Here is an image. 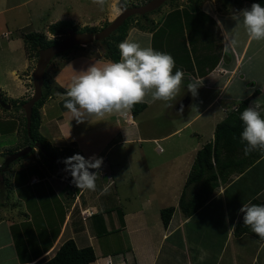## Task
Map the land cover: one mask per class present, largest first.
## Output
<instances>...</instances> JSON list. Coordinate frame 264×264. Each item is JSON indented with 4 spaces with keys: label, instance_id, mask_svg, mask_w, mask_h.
Returning a JSON list of instances; mask_svg holds the SVG:
<instances>
[{
    "label": "crops",
    "instance_id": "crops-1",
    "mask_svg": "<svg viewBox=\"0 0 264 264\" xmlns=\"http://www.w3.org/2000/svg\"><path fill=\"white\" fill-rule=\"evenodd\" d=\"M29 1L33 0L24 2ZM120 1L106 0L103 12L93 0H39V11L30 15L33 17L36 12L42 15L45 9L54 7L56 19L47 28L63 19H73L81 27H101L103 22H110L120 14ZM131 1L139 4V0ZM179 3V8L172 7L163 13L162 19L154 14L150 16L157 24L154 30L133 26L127 36L131 35L143 46L170 53L176 62L173 72L176 69L186 72L172 101L146 102L147 107L139 116H134L131 109L126 115L93 116L78 123L64 107L67 86L77 72L87 70L94 63L112 60L76 53L62 64L53 62L50 71L65 92L56 94L42 107V133L57 147L75 144L86 158L93 154L103 157L101 178L96 181V191H89L76 190L62 180L68 173L60 165L44 179L19 175L21 196L12 199L16 206L0 208V253L3 252L0 264H42L68 239H74L78 247L95 249L97 259L89 264H222L223 261L224 264H264V239L250 232L235 234L238 222L243 221V213L239 212L242 205L254 198L264 201V156L244 172L232 173L191 217L181 212L182 216L176 220L178 204L168 227L155 218L154 226L151 225L153 219L148 207H154L158 200L163 202L167 191L170 195L173 192L174 174L167 168L172 156L179 153L187 157V162L183 161L186 167L179 164L180 171L175 173L177 178L184 176L187 181L203 147L192 136H185L184 130L196 125L200 117L218 105L215 111H220L219 117L199 123L202 128L204 125L216 128L246 98H251L253 107L259 104L264 114V40H251L241 24L234 30L237 45L226 51L223 35V31L235 27L231 14L250 8L252 3L215 6L204 0L199 10L190 11L184 8V2ZM188 17L195 23L188 26ZM217 20L223 29L218 27ZM192 80H203L196 96L187 89ZM27 91L22 90L18 97ZM199 92L207 97L205 105L200 104ZM146 100L150 101L151 97ZM14 118L0 114V135L8 122H15ZM16 119L12 130L18 141L16 145H0V154L20 145V119ZM35 163L29 156L16 164L19 166L13 167L10 175L15 178L16 170ZM161 175L165 179L155 183L153 177ZM14 190L13 186L12 198ZM182 191L176 192L177 201ZM13 226L23 258L17 249ZM111 233L116 234L107 237Z\"/></svg>",
    "mask_w": 264,
    "mask_h": 264
},
{
    "label": "trees",
    "instance_id": "trees-1",
    "mask_svg": "<svg viewBox=\"0 0 264 264\" xmlns=\"http://www.w3.org/2000/svg\"><path fill=\"white\" fill-rule=\"evenodd\" d=\"M123 1L125 5H130L132 2L131 0ZM189 1L192 9L199 10L204 0ZM221 1L222 5L225 6H240L245 1H249L251 3H261L264 5V0ZM153 12L147 13L145 15H135L128 18L114 33H112L108 38L102 40L101 43L104 44L106 49L105 57L112 61H118L120 59V50L118 45L127 38L129 30L133 26H137L144 30H154L157 24L154 20L150 19V15ZM108 24L109 23L107 22L105 26ZM78 25L79 24H77L73 19H63L50 24L48 31L50 34L55 36V38L52 39L48 38V35L43 32H22V38L26 43L25 49L28 53V56L31 55L30 51H35L36 56L39 57V46L46 48L59 42L61 39L67 36L69 29H73L77 32L96 31L92 30L93 28L89 26L88 28L84 26L86 29L83 30L84 28L80 29ZM84 47L85 46L82 45L75 46L64 53L57 55L54 59L60 56L68 57L71 51H78L84 49ZM53 60L51 61L50 65H53ZM49 69L50 67L48 66L45 73L43 96L33 108L32 124L30 130L28 129L27 116L23 107L27 100H25V98L13 100L14 102L12 107L17 110L19 109L23 115V129H21L20 123L22 142L19 146H17V148L15 147L12 149H6L1 154L6 157L28 145L35 146L36 143H41L45 149V152L42 149H39V152L42 154V161L39 159L38 162L31 166L16 170V177L14 178V181H18L19 175L22 174L25 176L29 175L30 177L37 176L44 179L50 172H55L57 166H65L63 163L65 158L76 153L84 156L83 152L77 148L75 144L63 146L62 148L57 147L53 145L52 142L41 132L43 123L42 107L56 94L65 92L64 88L56 83L54 75ZM0 95L3 97L4 101H7V98L3 96L2 92H0ZM251 101V98H246L238 102L237 106L229 111L227 116L217 124L213 141L207 142L201 149H199L179 201V209L187 217H191L199 209L204 207L212 195L220 187V185L228 181L232 173L244 172L247 168L253 166L256 161L264 156V152L258 150L251 152L249 155H245L244 147L246 146V142L241 143V133L243 131L244 125L239 117L240 113L251 104ZM146 107V102L134 105L132 108L133 115L139 116L140 113L146 109ZM32 154H35V149L29 154L13 162L3 173L2 182L0 183L2 185L0 191V208L5 205L7 200L11 199L10 193L14 181L10 180L11 178L8 176V172H12L11 169H13L14 164L20 162L22 159L28 158ZM68 175L70 176L69 173ZM5 188L7 190V194L4 197ZM75 189L79 190L77 186ZM251 203L264 204V201L254 198ZM175 211V206L166 207L161 210V217L165 227L169 226ZM15 226L17 227L18 225L16 224ZM15 226H13L14 234H16L15 231H17ZM246 232L253 233L257 238H259V236L254 233L250 227L243 224V221H239L235 229V234H243ZM259 239L263 240L261 238ZM15 241L17 243V249L22 257V248L19 239H17V235ZM96 259L97 254L92 246L81 248L78 247L74 239H68L59 247L52 258L45 260L42 264H89Z\"/></svg>",
    "mask_w": 264,
    "mask_h": 264
},
{
    "label": "clouds",
    "instance_id": "clouds-1",
    "mask_svg": "<svg viewBox=\"0 0 264 264\" xmlns=\"http://www.w3.org/2000/svg\"><path fill=\"white\" fill-rule=\"evenodd\" d=\"M105 2L93 0L101 7ZM231 19L235 21V27L231 31H223L226 51L237 45L234 30L241 24L251 40H264V5L261 3L254 2L250 8L233 12ZM217 25L223 29L219 20ZM118 47V61L94 63L87 70L77 72L67 86L64 107L78 123L93 116L102 118L112 113L126 115L136 104L172 101L179 93L186 72L183 69L173 72L176 62L170 53L143 46L131 35ZM202 83L203 80H192L187 84V89L196 96ZM147 97H151V100H146ZM239 118L244 125L241 133V143L246 142L244 154L249 155L257 150L264 152V114L260 111V105H249ZM63 163L64 171L70 174L72 183L79 190L96 191L103 157L93 154L85 158L76 153L65 158ZM93 169L96 171H91ZM239 212L243 213V224L264 239V204L245 203Z\"/></svg>",
    "mask_w": 264,
    "mask_h": 264
},
{
    "label": "rangeland",
    "instance_id": "rangeland-1",
    "mask_svg": "<svg viewBox=\"0 0 264 264\" xmlns=\"http://www.w3.org/2000/svg\"><path fill=\"white\" fill-rule=\"evenodd\" d=\"M24 1L26 0H0V92L3 93V96H5V98H7V101L5 102L11 105L13 104L14 102L13 100L15 99L19 100V99L25 98V100H28L34 94V86L32 85L33 84V72L36 68L39 57L36 56L35 51H30L31 55L28 56V53L26 52V49H25L26 43L24 39L22 38V32H43L47 34L49 33L47 25L50 23L51 20L56 19V16L54 15V7H51L50 10L45 9V11L42 12V15L36 12V14H33V17H31L30 13L38 10L37 5H38L39 0H33L29 2H24ZM147 1L149 0H139L137 1V3L139 4H132L133 2H131V4L127 6L141 5V4L146 3ZM180 1L185 3L184 8L187 7L189 11L192 9L189 0H167L159 9L151 13V15L153 14L154 16L157 15L159 16L160 19H162L163 18L162 14L163 13L166 14L167 11L169 12L172 7H174L173 8L174 10L176 8H179ZM210 1L215 6L217 4H222L221 0H210ZM104 8H105V5L103 7L100 6V10H102L103 12L105 11ZM95 15L96 13L94 12L93 16ZM194 23L195 22L192 19V17L186 18V24L188 26ZM106 24H107V21L103 22L101 24L103 26L101 27H98V26H89V27L93 28L92 30H96L95 32H97L101 30L103 27H105ZM78 27L80 29L84 28L83 30L88 28V26H86V28L81 27L80 24L78 25ZM191 33H193V30H190V34ZM214 36L215 34H213V37ZM48 38L52 39V38H55V36L52 34H49ZM190 38L193 39L194 36H190ZM105 51L106 49H105L104 44L101 43V41H95L92 44H89L87 47H84V49H81L78 51L77 50L71 51L68 57L61 56L60 58H56L53 61L55 62V64L56 63L62 64V62H64L63 60L68 59L69 57L75 55L76 53L84 54L88 56L91 55L92 57L102 58L105 56ZM49 67H51V65H49ZM14 69L16 70V73L13 72ZM24 89L28 90L26 95H24L21 98L18 97V94ZM199 93L201 95L200 104L204 103L205 105L206 102L204 101L206 100L207 97L203 96L204 93L202 92H199ZM213 107L214 108L206 112L204 116L200 117V119L196 122V125L183 131V134L185 136H189V137L192 136L195 141H198L201 143V146L212 140V135L215 134L214 130L216 128H215V125L214 126L204 125L205 127L202 128L200 126L201 124L199 125V123H201L202 120L208 121L215 117H219L221 115L219 114L220 111L218 112L215 111L217 110L218 105H215ZM17 111H18V114H16ZM0 114L4 115L5 117H15L14 118L15 122L18 120L16 119V117L19 118L20 123H21V129H23L22 127L23 115L19 109L17 110L14 107H11L10 109H6L0 104ZM15 122L11 121L7 123V126L4 129V133L2 132L3 134L0 135V145L4 144L6 145V147L8 145L11 146L12 143L13 145H16L18 141V135L12 130L13 126L15 125ZM41 132H42V129H41ZM195 132H197V134ZM21 142H22V138H21ZM12 148L13 147L9 149H12ZM31 156L33 157V160L35 162H38L39 159L42 161V158H41L42 154L39 152V149L37 148L35 149V154H32ZM172 157H173V161L170 163V165L167 166V168L169 167L171 172L174 174L172 185H171L173 192L170 195V193L167 191L166 198L163 199V202H160V200H158L156 201V205L154 207H148V213L152 216V219H153V223L151 224L152 226H154V222L156 221L155 219H157L156 222H158L159 224L160 223L162 224V217H161V213H159V206L162 207L161 208L162 210L163 208L170 207V206H177L179 204V201L176 200L175 195H176V192L180 194V191L184 189V186L186 183V178L184 176L182 177L179 176L177 178L175 176L176 175L175 173H178L180 171V169L178 168L179 164L183 168L186 167L183 161L187 162L188 160L187 157L181 156V154L179 153H176V155H173ZM0 160L1 162H4L5 156L0 154ZM22 160L20 162H22ZM20 162L16 164H19ZM16 164L13 165L14 169L19 166ZM60 166L65 169V166L63 165H60ZM60 166H57V168H59ZM190 167L191 166H190V161H189L187 164V168L189 169ZM11 170L13 171V169ZM10 172L11 171L8 172V176H10L11 178L10 180L13 181L14 178H12V176L10 175ZM56 173L62 174L61 171L60 172L57 171ZM162 173H164V169H162ZM164 179L165 177L162 175L160 176V178L153 177V181L157 184L162 183ZM1 180H2V177L0 178V183H1ZM19 183L21 184L22 182H19V180L14 181L13 186L16 189L14 190L15 194H13L14 198L11 197L10 200H7L5 202V205L2 208L5 207V208L10 209L16 206V204H14L15 201H13L12 199H18V197L21 196L20 195L21 193L19 190ZM1 187L2 185L0 184V191H1ZM28 190H31V189L28 188ZM125 191H130V190L125 189ZM146 193L147 195H149L148 192ZM6 194H7V190L5 188L4 197L6 196ZM181 216H182L181 211L177 209V213L175 216L176 220ZM115 234L116 233H111L107 237H112ZM0 257H3V252L0 253ZM224 263L225 261L222 262V264Z\"/></svg>",
    "mask_w": 264,
    "mask_h": 264
},
{
    "label": "water",
    "instance_id": "water-1",
    "mask_svg": "<svg viewBox=\"0 0 264 264\" xmlns=\"http://www.w3.org/2000/svg\"><path fill=\"white\" fill-rule=\"evenodd\" d=\"M166 1L167 0H149L141 5L127 6L125 5L124 1L121 0L119 3L121 9L120 14L98 32H77L73 29H69L67 36L61 39L59 42L46 48L39 46V58L36 68L33 72L34 94L23 106L27 116L28 129L30 130L32 124L33 108L43 96L46 70L51 61L57 55L62 54L78 45L87 46L95 41H102L108 38L120 26H122L128 18L135 15H145L147 13L153 12L160 8ZM0 104L6 109H10L12 107L11 104H8L4 101L1 95ZM35 145L37 149H42L45 152V149L41 143H36ZM34 148L35 146L28 145L5 157L4 163L0 166V178L3 177V173L14 161L29 154L34 150Z\"/></svg>",
    "mask_w": 264,
    "mask_h": 264
},
{
    "label": "built area",
    "instance_id": "built-area-1",
    "mask_svg": "<svg viewBox=\"0 0 264 264\" xmlns=\"http://www.w3.org/2000/svg\"><path fill=\"white\" fill-rule=\"evenodd\" d=\"M160 149L162 148L160 147ZM62 180L66 181L71 187H76V185L72 183V178L69 175L65 176Z\"/></svg>",
    "mask_w": 264,
    "mask_h": 264
},
{
    "label": "flooded vegetation",
    "instance_id": "flooded-vegetation-1",
    "mask_svg": "<svg viewBox=\"0 0 264 264\" xmlns=\"http://www.w3.org/2000/svg\"><path fill=\"white\" fill-rule=\"evenodd\" d=\"M2 98H3V97H2ZM34 149H36V145H35V148H34ZM6 157H7V156H6ZM14 162H15V161H14ZM3 163H4V162H3ZM3 163H2V164H3ZM8 168H9V167H8Z\"/></svg>",
    "mask_w": 264,
    "mask_h": 264
}]
</instances>
